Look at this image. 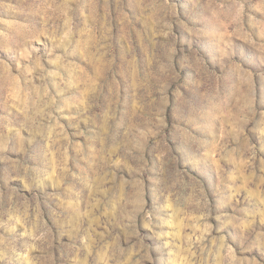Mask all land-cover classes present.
Segmentation results:
<instances>
[{
  "label": "rangeland",
  "instance_id": "374dc122",
  "mask_svg": "<svg viewBox=\"0 0 264 264\" xmlns=\"http://www.w3.org/2000/svg\"><path fill=\"white\" fill-rule=\"evenodd\" d=\"M0 264H264V0H0Z\"/></svg>",
  "mask_w": 264,
  "mask_h": 264
}]
</instances>
